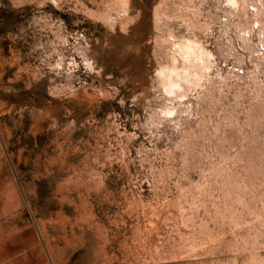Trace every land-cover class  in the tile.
Returning a JSON list of instances; mask_svg holds the SVG:
<instances>
[{
    "label": "rangeland",
    "instance_id": "obj_1",
    "mask_svg": "<svg viewBox=\"0 0 264 264\" xmlns=\"http://www.w3.org/2000/svg\"><path fill=\"white\" fill-rule=\"evenodd\" d=\"M0 133V264H264V0H0Z\"/></svg>",
    "mask_w": 264,
    "mask_h": 264
},
{
    "label": "crops",
    "instance_id": "obj_2",
    "mask_svg": "<svg viewBox=\"0 0 264 264\" xmlns=\"http://www.w3.org/2000/svg\"><path fill=\"white\" fill-rule=\"evenodd\" d=\"M19 155V154H18ZM9 156V158H7ZM11 152L7 151L4 137L0 133V210L8 206V201L13 198L14 174H12ZM20 158L16 159L19 163Z\"/></svg>",
    "mask_w": 264,
    "mask_h": 264
}]
</instances>
